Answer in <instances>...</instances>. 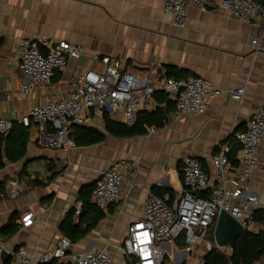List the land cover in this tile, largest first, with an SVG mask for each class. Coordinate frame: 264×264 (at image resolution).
Instances as JSON below:
<instances>
[{"label":"crops","instance_id":"obj_1","mask_svg":"<svg viewBox=\"0 0 264 264\" xmlns=\"http://www.w3.org/2000/svg\"><path fill=\"white\" fill-rule=\"evenodd\" d=\"M256 1L264 4V0ZM163 6V0H0V117L26 113L42 103L47 93L67 95L71 75L102 67L95 62V55H110L119 59L125 69L136 72L160 62L179 80L200 77L223 89L247 86L242 102L223 94L216 97L206 113L180 122L172 121L174 104L158 91L156 109H163L166 118L162 125H155L157 131L152 135L147 134L150 125H145L146 134L134 136L107 132L104 118L125 124L122 111L115 118L108 112L92 115L89 123H71V135L75 126H88L105 133L104 140L76 145L70 151L39 147L35 142L36 127H26L29 138L24 156L0 169V180L9 181L22 172L31 178L28 191L0 200V231L13 214H17L19 226L12 236L0 233V242L6 249L26 247L42 254L51 251L59 238L67 237L70 250L56 259V264H73L79 252L101 248L110 252L113 264H133L121 248L129 226L143 215L149 192L176 198L184 188L182 167L189 157L201 159L204 170L212 177L211 186L215 179L212 158L221 144L240 146L235 134L246 129L264 97V43L259 47L253 44L255 38L264 39V27L223 9L203 11L193 3L188 4L185 25L179 26L164 13ZM22 37L81 44L85 53L69 61L67 72L57 74L48 91L34 90L25 97L20 90L23 73L17 60ZM258 160L250 186L261 197L256 215L261 220L256 219L264 229V140ZM115 162L126 163L123 171L124 186L130 189L128 195L108 210L91 202L78 215L80 191L95 186L106 165ZM74 210L73 217L68 218ZM26 211L35 213L28 227L20 221ZM180 239L161 246L165 259L169 255L170 264H200L201 258L195 252L181 258L176 249L185 245L178 244ZM3 251L6 250L0 252V264L6 263ZM255 264H264V256Z\"/></svg>","mask_w":264,"mask_h":264},{"label":"built area","instance_id":"obj_2","mask_svg":"<svg viewBox=\"0 0 264 264\" xmlns=\"http://www.w3.org/2000/svg\"><path fill=\"white\" fill-rule=\"evenodd\" d=\"M164 13L171 15L173 23L183 26L187 20L188 4L193 3L203 11L223 9L248 23H259L264 27V4L256 0H163ZM264 39L255 38L257 47ZM85 53L81 44L64 40L35 39L22 37L17 48V60L23 73L21 93L28 97L34 90H45L52 86L57 74L67 72L71 59H80ZM100 69L89 68L68 78L70 90L67 95L47 93L45 100L22 115L11 118L0 117V134L8 133L15 122L35 126L36 144L41 148L64 149L76 147L70 132L71 123L86 124L91 116H102L108 112L115 118L122 111L124 122L132 127L137 112L156 109L155 94L163 91L174 104L171 113L173 122L206 113L211 103L220 95L242 102L247 86L223 89L211 80L200 77L176 79L160 62L148 65L143 71L125 69L121 61L110 55L94 56ZM157 127H147L152 135ZM240 144L237 162L229 154V142L221 144L212 158L215 179L204 170L201 159L189 157L184 160L182 175L184 188L176 198L170 194L159 196L153 191L147 195L144 212L129 226L122 251L133 264H164L165 255L161 246L183 238L185 246L176 249L181 258L195 252L204 264L203 256L217 250L226 256L233 253L232 246L221 245L207 239L210 228L222 211L228 212L249 233H259L262 225L256 219L261 197L252 190L250 181L259 166L258 151L264 140V97L260 108L249 118L246 129L235 134ZM126 163L106 165L96 182L91 202L101 210H108L129 193L126 188ZM132 169L131 166H128ZM30 176L25 173L9 180L2 198L18 196L29 190ZM84 203L76 204V213H83ZM41 210H44L41 208ZM35 213L26 211L21 217L23 226L34 222ZM71 241L67 237L57 240L54 248L37 254L26 247L8 250L0 242V252L10 254V264H47L67 255ZM73 264H113L110 252L105 249H86L75 255Z\"/></svg>","mask_w":264,"mask_h":264},{"label":"trees","instance_id":"obj_3","mask_svg":"<svg viewBox=\"0 0 264 264\" xmlns=\"http://www.w3.org/2000/svg\"><path fill=\"white\" fill-rule=\"evenodd\" d=\"M169 75H172L168 71ZM163 92V91H159ZM166 115L163 109L158 108L155 111L141 110L136 116V122L132 127L126 126L123 123L111 120L105 117V127L107 132L116 136H134L138 134H146L145 125H162ZM77 145H90L104 140L105 133L98 131L88 126H75L72 132ZM29 138L28 128L15 122L12 129L6 134H0V169H3L7 162H16L20 160L24 154ZM240 150V146H233L229 154L233 162H237L236 154ZM25 174L20 173L18 177ZM8 180H0V200L1 194L5 193V184ZM29 185L31 182L29 181ZM94 185L84 187L80 193L79 198L84 203V206L92 204L91 194ZM154 192V191H153ZM157 195L162 193L154 192ZM260 212V210L258 211ZM257 212V213H258ZM75 210L70 213L68 218L73 217ZM257 215V214H256ZM102 213L100 214L101 217ZM259 220L261 218L257 217ZM17 214H13L9 222L1 229L0 233L6 236L15 234L19 226L16 224ZM180 246L185 245V241L181 238L178 242ZM264 256V229L259 233L246 232L243 236L239 237L231 256H226L220 251L212 250L203 256L204 264H255ZM5 264H10V258L6 260ZM47 264H56V259Z\"/></svg>","mask_w":264,"mask_h":264},{"label":"water","instance_id":"obj_4","mask_svg":"<svg viewBox=\"0 0 264 264\" xmlns=\"http://www.w3.org/2000/svg\"><path fill=\"white\" fill-rule=\"evenodd\" d=\"M246 233L243 226L228 212L222 211L214 225L210 228L209 237L221 245L234 247L238 238ZM2 257L6 261L10 258L7 251H3Z\"/></svg>","mask_w":264,"mask_h":264},{"label":"rangeland","instance_id":"obj_5","mask_svg":"<svg viewBox=\"0 0 264 264\" xmlns=\"http://www.w3.org/2000/svg\"><path fill=\"white\" fill-rule=\"evenodd\" d=\"M207 239H208V240H211L210 237H209V235L207 236ZM211 241H213V240H211ZM171 262H172V261L170 260L169 255H167V256H166V259H165V261H164V264H170Z\"/></svg>","mask_w":264,"mask_h":264}]
</instances>
